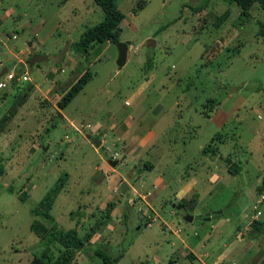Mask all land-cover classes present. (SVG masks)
Segmentation results:
<instances>
[{
  "label": "rangeland",
  "instance_id": "374dc122",
  "mask_svg": "<svg viewBox=\"0 0 264 264\" xmlns=\"http://www.w3.org/2000/svg\"><path fill=\"white\" fill-rule=\"evenodd\" d=\"M114 1L118 42L127 43L121 67L116 43L72 51L102 19L91 0H0V71L28 78L0 87V264L40 254L29 225H48L31 210L53 187L50 215L80 237L113 202L71 264H102L96 249L121 254L115 264H264V230L247 235L250 221H264L262 10L253 5L241 18L222 0ZM66 45L60 65L27 66L30 49L50 55ZM84 71L90 80L59 109ZM210 98L219 109L204 117ZM86 135H99L100 148ZM226 158L239 173L227 172Z\"/></svg>",
  "mask_w": 264,
  "mask_h": 264
},
{
  "label": "trees",
  "instance_id": "16d2710c",
  "mask_svg": "<svg viewBox=\"0 0 264 264\" xmlns=\"http://www.w3.org/2000/svg\"><path fill=\"white\" fill-rule=\"evenodd\" d=\"M101 11L102 19L96 25L85 30L79 39L71 44L72 51L82 56L88 54L89 48L92 45L102 46L106 43L115 44L118 42L119 37V24L123 19V15L117 9L114 0H91ZM225 3H233L239 10V17L247 18L249 11L253 5H257L263 12V19L256 23L255 36L264 38V0H222ZM151 58H146L147 69H151ZM90 80V74L88 71H84L82 75L69 87V89L62 95L57 102V107L63 109L85 86ZM14 83V82H13ZM219 101L215 98L206 99L202 104L201 114L204 117H210L212 113H215L219 109ZM217 137V135H214ZM213 136V137H214ZM215 149H203V154L214 155ZM227 172L231 175H236L240 172L241 168L236 162H231L229 158L225 159ZM146 169H150L148 164H144ZM3 173L2 166L0 164V175ZM264 189V176L261 178L260 185L256 188L257 192L261 193ZM10 193V191L8 190ZM58 189H48L38 201V203L32 208L31 216L38 217L46 225L43 226L38 222H32L29 225L30 231L39 239L40 246L43 248L39 255H35L28 262V264H71L75 255L85 248L87 243L100 226H102L103 218L108 217L109 213L113 209V202H107L104 208L103 218H98L80 237L74 228L62 231L58 229L54 219L50 215V209L57 196ZM24 196H18L20 202L24 201ZM183 207V204H179ZM249 231L247 235L251 237L253 233H258L264 230V221L260 222L253 219L248 224ZM58 247V253L55 257H52L50 248L52 246ZM94 254L101 260L102 264H115L121 257V254L110 257L103 250L96 249Z\"/></svg>",
  "mask_w": 264,
  "mask_h": 264
},
{
  "label": "water",
  "instance_id": "95a60500",
  "mask_svg": "<svg viewBox=\"0 0 264 264\" xmlns=\"http://www.w3.org/2000/svg\"><path fill=\"white\" fill-rule=\"evenodd\" d=\"M150 40L146 41V44L148 46V42ZM28 46H30V44H28ZM67 48L68 45H66V47H64L61 51H59L56 54H50V55H45V54H33V51L30 49L29 50V60L27 62V66L30 68L32 67L34 64L45 61L47 63H50L52 65L58 66L60 65L64 55L67 52ZM116 49H117V56H116V61L115 64L117 65V67H121L124 64L125 61V54H126V49H127V43H116ZM7 72V68H2V70L0 71V76H2L4 73ZM86 140H88L92 147L95 149H99L100 148V142H99V135L97 136H89L86 135L85 136ZM111 167H113L116 164L115 160H111L108 159L106 161ZM120 189L121 192H124L126 189V185L122 182L120 184ZM171 208H173L176 211H180V213L182 214L181 216V220L185 223H189L192 220V216L186 215L184 214V209L178 204V205H171ZM220 214V212H213L212 214H205L202 218L203 220H208L210 218H216L218 217V215Z\"/></svg>",
  "mask_w": 264,
  "mask_h": 264
},
{
  "label": "built area",
  "instance_id": "2783aa9c",
  "mask_svg": "<svg viewBox=\"0 0 264 264\" xmlns=\"http://www.w3.org/2000/svg\"><path fill=\"white\" fill-rule=\"evenodd\" d=\"M2 78H3V82L0 83L1 88L5 87L7 83L10 84L13 82L28 81V78L24 72L18 74L16 70H7V72L2 75Z\"/></svg>",
  "mask_w": 264,
  "mask_h": 264
},
{
  "label": "crops",
  "instance_id": "0c3cea01",
  "mask_svg": "<svg viewBox=\"0 0 264 264\" xmlns=\"http://www.w3.org/2000/svg\"><path fill=\"white\" fill-rule=\"evenodd\" d=\"M46 54H53V53H46ZM2 70V69H1ZM12 70H15V69H12ZM99 142H101V141H99ZM100 145H101V143H100ZM216 218H218V217H216ZM213 219H215V218H213ZM206 221H208V220H206ZM225 248H227V247H225ZM191 251V253L196 257V255L192 252V250H190ZM221 260V259H220ZM213 264H214V262H213ZM215 264H216V262H215Z\"/></svg>",
  "mask_w": 264,
  "mask_h": 264
}]
</instances>
